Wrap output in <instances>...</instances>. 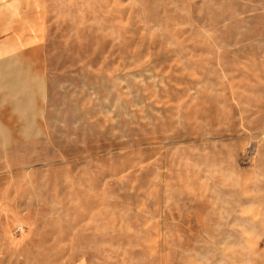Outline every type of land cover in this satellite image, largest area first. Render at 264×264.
Returning <instances> with one entry per match:
<instances>
[{"label": "rangeland", "instance_id": "obj_1", "mask_svg": "<svg viewBox=\"0 0 264 264\" xmlns=\"http://www.w3.org/2000/svg\"><path fill=\"white\" fill-rule=\"evenodd\" d=\"M0 264H264V0H0Z\"/></svg>", "mask_w": 264, "mask_h": 264}, {"label": "crops", "instance_id": "obj_2", "mask_svg": "<svg viewBox=\"0 0 264 264\" xmlns=\"http://www.w3.org/2000/svg\"><path fill=\"white\" fill-rule=\"evenodd\" d=\"M15 84H18V86L14 89V95L15 97L18 96V94L22 95V93L26 94L25 95V104L27 105L23 109H30V102H31V98H30V94H32L33 92V83L31 80L29 79H17ZM23 96V95H22ZM22 107H20L21 109Z\"/></svg>", "mask_w": 264, "mask_h": 264}]
</instances>
